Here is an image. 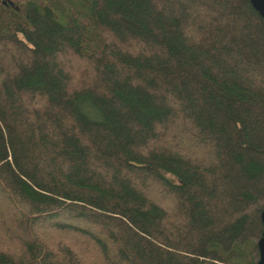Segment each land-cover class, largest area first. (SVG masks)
<instances>
[{
	"label": "trees",
	"instance_id": "1",
	"mask_svg": "<svg viewBox=\"0 0 264 264\" xmlns=\"http://www.w3.org/2000/svg\"><path fill=\"white\" fill-rule=\"evenodd\" d=\"M33 1L0 0V264H255L249 0Z\"/></svg>",
	"mask_w": 264,
	"mask_h": 264
},
{
	"label": "water",
	"instance_id": "2",
	"mask_svg": "<svg viewBox=\"0 0 264 264\" xmlns=\"http://www.w3.org/2000/svg\"><path fill=\"white\" fill-rule=\"evenodd\" d=\"M253 9L264 19V0H249ZM261 223L264 226V203L260 214ZM258 259L255 264H264V232L256 242Z\"/></svg>",
	"mask_w": 264,
	"mask_h": 264
},
{
	"label": "rangeland",
	"instance_id": "3",
	"mask_svg": "<svg viewBox=\"0 0 264 264\" xmlns=\"http://www.w3.org/2000/svg\"><path fill=\"white\" fill-rule=\"evenodd\" d=\"M19 3H23V2H25V1H28V2H34L33 0H17ZM41 1V0H40ZM43 1V0H42ZM63 10V9H62ZM6 202H5V200L3 199V195H1L0 194V213L1 214H3V212L5 211V210H7V207H6ZM8 206V205H7ZM2 216H3V218L5 217V215H0V219H2ZM1 227V226H0ZM257 241V240H256ZM80 253L82 254V255H88V259H92L93 260V258H94V256H95V253H94V251L93 250H90L89 248H83V247H81L80 248Z\"/></svg>",
	"mask_w": 264,
	"mask_h": 264
}]
</instances>
